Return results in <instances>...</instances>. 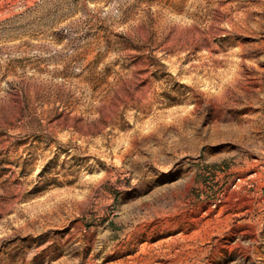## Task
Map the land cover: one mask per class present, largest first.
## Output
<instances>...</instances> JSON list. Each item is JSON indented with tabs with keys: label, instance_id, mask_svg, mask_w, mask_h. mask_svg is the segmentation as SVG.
<instances>
[{
	"label": "rangeland",
	"instance_id": "rangeland-1",
	"mask_svg": "<svg viewBox=\"0 0 264 264\" xmlns=\"http://www.w3.org/2000/svg\"><path fill=\"white\" fill-rule=\"evenodd\" d=\"M0 264H264V0H0Z\"/></svg>",
	"mask_w": 264,
	"mask_h": 264
},
{
	"label": "built area",
	"instance_id": "built-area-1",
	"mask_svg": "<svg viewBox=\"0 0 264 264\" xmlns=\"http://www.w3.org/2000/svg\"><path fill=\"white\" fill-rule=\"evenodd\" d=\"M224 171H225L224 168L221 167V168L215 169L214 173L218 175V174L224 173ZM256 174H257L256 171H251L245 177H237L234 181V184L232 185V189L238 188L241 183H246L250 185L252 181H254V178L257 176Z\"/></svg>",
	"mask_w": 264,
	"mask_h": 264
}]
</instances>
